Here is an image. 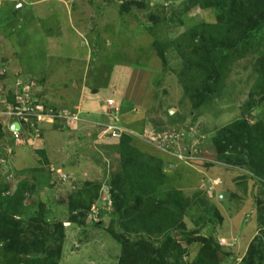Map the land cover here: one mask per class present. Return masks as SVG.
<instances>
[{
	"label": "rangeland",
	"instance_id": "1",
	"mask_svg": "<svg viewBox=\"0 0 264 264\" xmlns=\"http://www.w3.org/2000/svg\"><path fill=\"white\" fill-rule=\"evenodd\" d=\"M240 2L0 0L3 90L89 123L113 100L126 130L0 119V264H264V0Z\"/></svg>",
	"mask_w": 264,
	"mask_h": 264
},
{
	"label": "built area",
	"instance_id": "2",
	"mask_svg": "<svg viewBox=\"0 0 264 264\" xmlns=\"http://www.w3.org/2000/svg\"><path fill=\"white\" fill-rule=\"evenodd\" d=\"M6 69L2 67L0 69V75H3ZM35 81L25 82L20 78L12 84L10 90H3L0 85V119L5 127L7 133L11 135L16 141L21 140L22 135H26V142L31 138L27 135L31 133H37L35 125L42 123L45 118H50L52 121L60 122L62 125H81L82 123H89L79 117V112H72L68 110H51L43 106L39 97L42 87H38ZM9 94L12 95V101H10ZM109 110L105 114L108 119L106 121H94L90 122L95 128L96 137L98 140H110L118 139L121 135L125 134L126 130L118 124V107L114 106L112 101H108ZM15 119V120H13ZM17 123L18 129H11V125ZM28 128L34 129L33 132H29ZM38 136V134H36ZM176 145V143H173Z\"/></svg>",
	"mask_w": 264,
	"mask_h": 264
},
{
	"label": "trees",
	"instance_id": "3",
	"mask_svg": "<svg viewBox=\"0 0 264 264\" xmlns=\"http://www.w3.org/2000/svg\"><path fill=\"white\" fill-rule=\"evenodd\" d=\"M251 0H241V2L240 3H244V4H246V3H249ZM157 54H158V56L160 57V58H163V56H162V54H160L159 52H157ZM186 68L184 69V73L189 77V70H190V66H189V64H187L186 66H185ZM193 79V78H192ZM10 101H12V95L11 94H9V98H8ZM239 124H241L240 125V127L238 128V131H239V129H242V128H245V123H239ZM261 126V125H260ZM238 127V126H237ZM263 128V127H262ZM2 129H3V127H2ZM28 131L29 132H32V130L30 129V128H28ZM22 139L21 140H24V143H26V140H25V138H26V135H22V137H21ZM11 139V141L13 142V141H15V142H18V141H16L15 139H13V138H10ZM14 143V142H13ZM23 144V143H22ZM39 152V154H40V156H43L44 155V153L42 152V151H38ZM138 178H140V177H134L133 176V178H130V180H129V182H131V184L130 185H135L136 187H133V195L134 194H138V193H140V187H141V185H140V183L141 184H143V183H145L146 181H141L142 179H138ZM143 191V193L145 192L144 190H142ZM140 198H142L143 200H144V204L145 205H149V206H151V205H155L154 204V199L152 198V197H148V198H145V197H143L142 195H141V197ZM142 203V202H141ZM152 207V206H151ZM0 223L1 224H4L5 223V221L4 220H0ZM100 224V223H99ZM173 224V223H172ZM167 225H169V224H167ZM13 227H15V228H18V223L17 222H14V224L12 225ZM162 227H164V226H162ZM166 237H167V235H166ZM164 243V245H166V242H163ZM54 264H56V263H54Z\"/></svg>",
	"mask_w": 264,
	"mask_h": 264
},
{
	"label": "clouds",
	"instance_id": "4",
	"mask_svg": "<svg viewBox=\"0 0 264 264\" xmlns=\"http://www.w3.org/2000/svg\"><path fill=\"white\" fill-rule=\"evenodd\" d=\"M110 101H112V103H113V105H114V101L113 100H110ZM117 107H118V109L120 108L119 106H118V104H115ZM107 106H108V102H107ZM119 116H120V110H119V112H118V118H119ZM94 121H103L102 119L100 120V119H98V120H94ZM119 121V120H118ZM85 124V126H86V124H88V123H84ZM90 124V123H89ZM118 124L120 125V123L118 122ZM91 126H92V133L94 134V137H96V133H95V128L93 127V125L92 124H90ZM5 128V127H4ZM94 129V130H93ZM6 130V129H5ZM121 137H122V135H121ZM120 137V138H121ZM120 138H118V139H120ZM113 141V140H116V139H110V140H102V141Z\"/></svg>",
	"mask_w": 264,
	"mask_h": 264
},
{
	"label": "water",
	"instance_id": "5",
	"mask_svg": "<svg viewBox=\"0 0 264 264\" xmlns=\"http://www.w3.org/2000/svg\"><path fill=\"white\" fill-rule=\"evenodd\" d=\"M18 127H19V125L17 123H13L11 125V129H14V130L18 129ZM226 196H227V194H222L220 197L225 198Z\"/></svg>",
	"mask_w": 264,
	"mask_h": 264
}]
</instances>
